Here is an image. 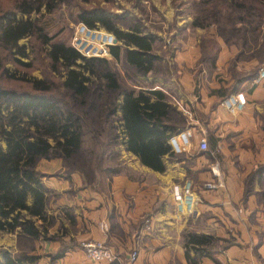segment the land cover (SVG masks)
Returning a JSON list of instances; mask_svg holds the SVG:
<instances>
[{
    "label": "trees",
    "instance_id": "16d2710c",
    "mask_svg": "<svg viewBox=\"0 0 264 264\" xmlns=\"http://www.w3.org/2000/svg\"><path fill=\"white\" fill-rule=\"evenodd\" d=\"M213 1L240 22L237 31L246 36L243 46L247 47L249 41L257 43L261 36L264 40V0ZM61 2L17 0L12 8L0 6V141L5 144H0V231L17 232L20 241L32 242V250L36 240L55 238L48 234L54 221L47 214L51 191L37 167L40 160L60 159L65 173H80L83 186L96 184L108 189L112 177L121 172L117 166H110L109 160L119 157V151L103 148L106 144L102 147V140H107L109 147L122 146L142 165L163 172L164 157H175L168 139L185 124V116L166 92L136 87L139 84L135 78L152 73L160 59L153 51V37L138 26L127 31L119 29L114 16L102 10H82L79 21L89 27L102 26L120 42L110 47L112 59L86 58L56 35H49L40 18L31 19V14L39 13L42 6L51 12ZM218 15L219 10L214 18ZM234 30L231 27L230 33ZM222 37L225 43H231L229 35ZM24 38L30 40L31 54L43 53L49 75L37 78L27 72L18 77L14 74L33 66L32 60L23 62L15 57L29 56L27 45L19 44ZM9 61L14 72L5 66ZM115 62H123L126 70H133L128 73L134 81L132 86L120 81L112 66ZM12 81L19 86L12 85ZM260 124L264 131V117L260 116ZM86 137L93 140L94 149L86 148ZM214 143L211 139V147ZM252 194L264 205V162L244 180V198ZM183 240L199 256H211L210 246L216 241L213 235L194 232L184 233ZM186 256L196 260L188 251ZM36 258L33 253L0 252V264L33 263Z\"/></svg>",
    "mask_w": 264,
    "mask_h": 264
},
{
    "label": "crops",
    "instance_id": "0c3cea01",
    "mask_svg": "<svg viewBox=\"0 0 264 264\" xmlns=\"http://www.w3.org/2000/svg\"><path fill=\"white\" fill-rule=\"evenodd\" d=\"M191 40H178L181 46L174 47L170 58L177 69L167 81L154 78L147 88L161 89L171 97L187 124L194 127L193 143L198 144L199 130L205 129L222 154L238 155L242 164L222 161L224 189L209 192L192 182L197 202L193 213L185 214L176 208L175 190L189 177L183 161L176 157H164L165 170L158 172L122 147L126 160L121 172L109 181L107 191L82 186L80 174H63L56 163L57 173L44 179L45 186L57 194L47 205V214L54 220L48 234L55 238L42 239L33 264H110L86 259L80 247L69 242L85 240L108 245L118 258L114 264H123L132 250L137 251L134 264H264V205L254 194L243 196L246 176L264 161V131L255 113L261 105L257 97L264 96V80L252 83L250 91H242L247 98L243 111L227 113L220 101L228 95V87L214 75L208 77L204 69L198 71L201 49ZM228 49L221 46L218 70ZM150 78L143 77V82ZM228 138L231 147L226 144ZM198 167L189 168L197 171ZM198 176L208 180L210 170L198 171ZM186 232L228 241L217 250L212 248L211 256H199L191 244L184 243ZM43 244L47 252L64 251L55 258L53 253L41 252ZM186 251L196 260L188 259Z\"/></svg>",
    "mask_w": 264,
    "mask_h": 264
},
{
    "label": "rangeland",
    "instance_id": "374dc122",
    "mask_svg": "<svg viewBox=\"0 0 264 264\" xmlns=\"http://www.w3.org/2000/svg\"><path fill=\"white\" fill-rule=\"evenodd\" d=\"M15 1L17 0H0V6L4 9H9L12 8ZM213 2V0H63V2L59 4L57 3L54 10L51 12H48L47 8L42 6L39 13L31 14V19L36 17L40 18L42 26L49 32V35H56V38L65 41L68 45H70V40L75 31L76 25L83 23L78 19V13L82 10H102L109 13L114 16L116 26L124 31L138 26L144 34L155 39L153 51L160 57V59L155 63L153 72L147 75V77L150 76L152 79L150 78L143 82V77L138 76L135 78V83L139 84V86L133 85L136 87H147L153 83L154 78H162L167 81L169 74H173L177 69V66L173 64L170 59L174 47L181 46V43H179L178 40L182 43H186L189 38H191L199 43L201 49V65L198 69L199 72H201V69H204L208 77L214 75L217 82L228 87L226 89L229 91L228 95L239 91H250L253 82L252 78H254L261 68H264V54H262L264 47L263 49L261 48V44L264 43L263 37L261 36L257 43L249 41L247 47L243 46L242 41L246 36L241 31H237L241 26L240 22L236 20L234 14L229 15L228 11L225 8H222V6L220 10L216 1ZM217 10H219V15L214 18V14ZM17 16L20 17V14L18 13ZM23 18H26V16H23ZM196 23L197 25H195ZM233 26L235 27V30L231 34L230 28ZM93 28L107 31L99 25H96ZM112 34L114 35V33ZM222 34L229 35L231 43H225ZM247 38L249 40L252 39L250 36H247ZM118 43L120 44L119 41H117L116 44ZM19 44L27 45L26 51L29 53V56L28 58L19 55H16L15 57L20 58L23 62L32 60L33 66L27 69L25 67H20L21 70H16V73L14 74L18 77L22 76L24 72H27L29 76L37 78H43L48 74L47 66H45L46 59L44 58L43 53L37 52L36 54H31L29 46L30 40L28 38L19 40ZM222 45L227 46L229 49L227 50L226 59L224 60L222 67L218 70L216 58ZM163 57L166 63L162 62L161 58ZM110 59H112V57ZM5 66L10 72H14L12 62H7ZM112 66L118 71L120 81L127 86H132L134 81L131 80L132 76L128 75V73L133 72V70H126L123 62H115ZM5 83L8 84L7 81H5ZM12 85L19 86L18 83L13 81ZM257 99L261 101V105L259 111L256 110L255 113L259 114V117L261 116L262 118L264 117V96H258ZM240 112H237L236 114H239ZM201 118H203V116H201ZM186 126H188L187 120H185V124L182 128ZM207 139V150L199 151L198 144L191 142L190 151L188 153L175 156L179 161H183L181 164L188 171L189 180L191 179L197 187L203 183V179L198 176V171L210 170L211 165L214 162L217 161L220 164V168H222V161H232L236 165L242 164L239 161L240 159L238 155L222 154L221 150L215 145L211 147L210 135H208ZM229 141L230 138L226 139V144L228 147H231V141ZM103 143L106 144L105 147H103ZM0 144L5 147L4 142L0 141ZM85 146L89 150L94 149L93 140L86 137ZM102 147L105 149L109 148L108 150L112 149V152L119 151V157L114 159L110 157L109 160L110 166L114 165L122 170L123 163L126 160L123 156L122 146L116 145L113 147L112 145L109 147L107 146V140H102ZM100 149V147H97L96 150L99 151ZM216 149H218V151ZM189 153L191 156H189ZM56 163H60L61 165V160L42 159L38 162L37 167L44 175L43 181L57 173L54 165ZM196 165H200L201 169L198 167V169H196L197 171L190 170V168L194 169V166ZM58 171L67 174L61 167ZM90 188L107 191V188L96 184ZM197 190L198 192L200 191V189ZM56 195V193L51 191L49 201L56 198ZM227 241V239L221 238V241L216 240L210 247L213 248V251L217 250L218 247L221 248L224 246ZM43 242L42 239L36 240L33 245L34 249L32 250V242L26 240L20 241L17 232L9 233L0 231V252L6 250L13 255L25 252L28 255H32L33 253V255L37 256L40 252V243ZM69 242L71 243L70 245L80 247L82 250L81 242ZM44 245L45 244L41 247V252L43 254L53 253L47 252L48 250H46L47 248L44 247ZM56 253L51 255L54 256ZM26 264L33 263L32 261H29Z\"/></svg>",
    "mask_w": 264,
    "mask_h": 264
},
{
    "label": "built area",
    "instance_id": "2783aa9c",
    "mask_svg": "<svg viewBox=\"0 0 264 264\" xmlns=\"http://www.w3.org/2000/svg\"><path fill=\"white\" fill-rule=\"evenodd\" d=\"M117 43L115 36L105 30L89 27L83 23L76 25L75 31L71 37L70 45L77 52L86 58L107 57L110 58V47ZM264 80V68H261L253 82L259 84ZM221 106L227 113L233 115L243 111L247 105V98L244 92L239 91L227 95L221 101ZM194 127L188 125L178 132L172 134L168 142L175 154H183L190 149L192 138L194 136ZM198 150L208 149V139L205 129L199 130ZM218 151V149H216ZM211 178L203 181L200 188L206 191H214L224 188V176L220 164L216 161L210 168ZM176 208L180 213L192 214L197 202V196L194 192L193 183L186 179L176 188ZM81 248L86 259L91 261H106L114 264L118 258L113 250L104 242L98 240H85L81 242ZM137 251L132 250L128 259L123 264H134Z\"/></svg>",
    "mask_w": 264,
    "mask_h": 264
}]
</instances>
